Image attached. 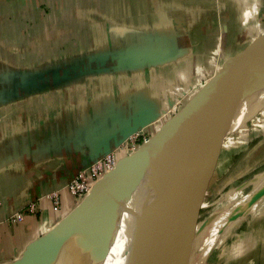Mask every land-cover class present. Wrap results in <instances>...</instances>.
<instances>
[{
	"label": "crops",
	"instance_id": "obj_1",
	"mask_svg": "<svg viewBox=\"0 0 264 264\" xmlns=\"http://www.w3.org/2000/svg\"><path fill=\"white\" fill-rule=\"evenodd\" d=\"M262 35L264 0H0V264L15 263L29 243L79 203L66 185L81 168L108 152L119 159L129 155L130 137L163 126L160 117L174 104L170 96L177 99L205 84ZM251 73L240 91L264 81V73ZM253 111L264 120V91L243 103L239 115ZM216 114L222 119L226 113ZM218 121L210 119L208 130ZM224 133L212 132L202 149L150 186L158 192L139 209L150 214L137 217L141 239L134 243L138 236L125 233L121 244L131 239L133 248L116 251L109 243L116 221L131 209L130 199L121 202L109 223L101 264H129L131 251L145 256L160 239L176 237L180 217L205 200L207 193L200 191L211 183L205 175L199 191L179 183L180 168L187 159L198 167L231 145ZM55 189L61 190L59 211L47 197ZM33 200L40 201L38 213H26L18 223L9 220ZM260 201L256 215L248 204L233 221L197 219L194 246L201 243L203 251L198 264L208 253L218 257L225 235L239 227L245 233L248 224V233L237 238L243 253L233 260L236 248L229 254L224 249L220 264H264V198ZM192 251L186 264L193 262ZM93 255L89 248L66 250L55 264H94Z\"/></svg>",
	"mask_w": 264,
	"mask_h": 264
},
{
	"label": "water",
	"instance_id": "obj_2",
	"mask_svg": "<svg viewBox=\"0 0 264 264\" xmlns=\"http://www.w3.org/2000/svg\"><path fill=\"white\" fill-rule=\"evenodd\" d=\"M263 44L264 35L255 40L245 51L207 81L189 103L177 115L167 121L159 131L142 142L134 152L119 159L115 168L99 179L90 192L52 229L29 243L20 259L13 264H55L67 242L83 229L93 232L98 237L94 264H101L108 253L109 223L113 218V212L120 207L123 201L119 198L121 192L137 181L179 138L200 124L212 107L222 104V100L212 97L214 90L244 70ZM114 61L119 64L122 59L117 58ZM260 92V89H253L248 93V97L254 100ZM242 106L243 103H238L231 108L220 126L224 132L223 126L229 123ZM202 143L203 140H200L195 149ZM194 150L190 152L191 155ZM205 166L206 163H203L198 167L190 166V171L183 170L178 178L179 183L186 181V184L192 185L194 190H198L204 182L206 183V178L203 175L206 177L210 175ZM196 179L198 180L197 183ZM200 202L202 201H196L192 213L180 217L176 237L160 239L157 244L158 247L154 246L153 251H149L152 253L151 256L148 255L150 253L145 255L143 264H159L162 262V255L168 257L170 254L168 260L165 258L163 263L168 264L169 261L176 258L178 264H186L196 237L195 223L198 219L196 211L201 207ZM135 215H139V213ZM141 215L142 217L150 216L143 211ZM189 231L190 233H188ZM187 242L189 243L184 247Z\"/></svg>",
	"mask_w": 264,
	"mask_h": 264
},
{
	"label": "rangeland",
	"instance_id": "obj_3",
	"mask_svg": "<svg viewBox=\"0 0 264 264\" xmlns=\"http://www.w3.org/2000/svg\"><path fill=\"white\" fill-rule=\"evenodd\" d=\"M257 68L259 69L256 70ZM252 71H253L251 73L252 75H255L256 73H264V61L261 62ZM202 84H204V81H202L200 85L195 87L188 95L178 97L177 99H174V100H172L173 96H170L171 102L174 101V104L171 105L169 108H167L163 112L162 117H160V121L164 120V124H165L172 117L177 115L192 99V97L194 96L193 92H197L201 88ZM169 101L170 100L168 99L167 106L169 104ZM228 105H231V104H228ZM228 108L229 106L220 107L219 109H220L221 115L223 114L224 111L225 113H227ZM239 114H240V111L236 113L230 119L229 123L223 126L225 133L222 136V139L228 138L232 144L227 146V148H225L223 151L216 150L212 152L210 154V158L207 160V162H205L206 163L205 167L206 169H208V172L210 174L208 177L211 180V183L208 181L209 186L207 184V187L209 188L207 189V192L202 191V194L207 193V196L205 200L200 202V206L201 207L203 206V208L201 209V213L198 215V218L200 219V222H204V224L207 222L212 224L215 219L216 220L223 219L226 216L228 218L229 214L232 212L234 207L228 208V206L225 205L224 203H227V201H233V200L235 203L237 201H241L243 198L242 193H244V191H246L247 194H249V199H251L250 203L252 204V211L253 209L256 208L254 210L253 215H256V213H259L260 211L259 207H261L260 206L261 199H258L256 201L255 198L258 195L256 192V189L260 187L264 182V128L262 127V125L264 124L263 123L264 120H260L262 117V114L258 111H253L251 114L243 113L241 116ZM239 118L240 120L243 119L241 121L242 126H239L236 129L232 130L236 121ZM212 119L215 121L220 120L218 114H215L212 117ZM260 121H262L261 125H260L261 123ZM208 124L202 125L201 127H199L200 130H196V133L200 135L203 130H208L209 129ZM211 124L213 125V123ZM156 128L157 129L155 131L154 129H151L149 133L147 131H144V135L141 136V140L144 139V136L147 139H149L157 131L161 129L159 124L157 125ZM198 134H197V137H198ZM191 141L192 139L190 138L184 144V146H182L180 151L183 150V147H187V145L191 144L192 143ZM138 143L141 145V143L137 141L136 146L133 148L130 143V153L134 152L138 148V146H140ZM203 146L204 144L199 146L195 151L202 149ZM190 156L191 154L188 155L187 158H190ZM188 160L189 159H187L185 163L183 164L182 168H180L181 170L179 173H182L183 170L190 171ZM174 167L170 169L168 172H174L175 171ZM156 182L154 181L148 184L145 187L146 189L137 191L134 194L129 195L128 197L123 199V200L130 199L129 205L131 209L127 208L128 210L125 209L124 213L120 212L118 220L116 221L117 223H116V227L114 231V237L109 242L116 251L121 250L122 248H125L128 250L129 248H133L132 247L133 244H129L131 239L128 242L124 240V243L121 244V238L125 233H128V232L130 234H133L132 239L138 236L136 234H138L137 228L139 229L140 222L139 221L137 222L136 220L138 219L137 217H140V218L142 217L141 215L142 211H139V209L142 208L143 205H145V203L152 200L154 196H156L158 192L156 187L150 188V186H153ZM77 199H80V198L77 197ZM258 203L259 205H257ZM137 213H139V215H135ZM113 214H116V211H114ZM153 214H157V213H153ZM132 217H136V219L131 220ZM249 227H250V224L247 225L245 233H242L244 231H242L241 227H239L235 231L230 233L229 235L227 236L225 235L224 240H221L220 242L223 247L219 253V256L215 258L214 252H212L211 254L208 253L207 255H205L204 257L205 259H203V262L201 264H220L222 263L221 262L222 259L220 255H222L223 253L222 251L224 249H225L224 251L229 254L231 248L232 249L236 248L235 253L233 254V260L236 259L238 254L243 253V252H239V250L241 251L243 250V247L241 246L240 241L237 239L238 235H240V233L242 234L248 233ZM188 233H190V231ZM96 237L97 236L94 235L93 232H89L86 238V243L89 246L93 245L94 242L96 241ZM73 238H71L67 242L66 248H69L71 246ZM140 239L141 237L138 236L136 240L134 239V243L138 242ZM188 243L189 242H187L184 245V247H186ZM243 245L245 247V244ZM192 246H193L192 254L194 257L192 264H198V260L201 259V254L203 252L202 244L199 243L196 246L194 245ZM247 251H248V248H247ZM131 253L133 254V256L132 258L129 259V262H130L129 264H140V263L142 264L145 256L142 253H140V255L137 257L133 253V251H131ZM169 256H171V254ZM169 256L166 257V255H162V262H159V264H165V262L163 263V260H165V258L166 260H168ZM229 260L230 262L233 261L232 258H230ZM254 264H256V260L254 261Z\"/></svg>",
	"mask_w": 264,
	"mask_h": 264
},
{
	"label": "bare ground",
	"instance_id": "obj_4",
	"mask_svg": "<svg viewBox=\"0 0 264 264\" xmlns=\"http://www.w3.org/2000/svg\"><path fill=\"white\" fill-rule=\"evenodd\" d=\"M263 61H264V44L257 50L256 54L251 58V60L249 61V63L247 64L244 70H242L241 72H238L237 74H235L234 76H232L231 78L223 82L216 90H214V92L212 93V97L222 100L223 101L222 104L212 107L207 113L205 119L200 124L195 126L188 133L184 134L181 138H179L164 154H162L152 164V166L137 181L133 182L131 185L125 188L121 192L119 198L124 199L128 197L129 195L134 194L137 191L146 189L145 187L148 184L158 180L162 176H165L170 166L177 164L178 162L185 159L190 154V152H192L196 148L200 140L201 141L203 140V143H204L210 137L212 132L220 128L223 120L228 115V113L230 112L231 108L234 105L238 103H245V102L249 103L251 101L254 102L259 97V95L262 93V91H264V81L254 85L251 88L246 89L244 92L240 91V87L238 86L252 72V70H254ZM253 89L261 90L260 94L254 100L248 97V93L251 92ZM228 104H231V105H228ZM224 106H229V108H228V112L224 115L222 119H220L214 126H211L210 130L208 131L206 130V132H204L203 134L199 135L198 133H196V130H200L199 127H201L202 125H207L210 119H212V117L216 114L218 109ZM197 134H198V137H197ZM190 138L192 139L191 141L192 143L187 145V147H183V150L180 151L182 146H184V144ZM256 192L258 195L255 198V200L256 201L258 199L262 200L264 198V195H263L264 194V182L260 187L256 189ZM250 201L251 199H249V194H247L246 197L240 203H238V205L234 207L232 212L229 214V217L227 218L228 221L230 220L233 221L240 213H242L244 208L248 206V204H251ZM234 203H235L234 200L229 201L227 203L228 208H231L232 206H234L235 205ZM257 205H259V203ZM89 232L90 231L83 229L79 234H76L73 238L71 246L69 248H66V245H65L62 251L60 252V254L66 250H69V251L73 250V251L80 252L86 248H89V250L92 251V253L94 254L93 256L95 257V249L97 247L98 237H96V241L94 242V244L89 246L86 243V238ZM214 235L215 234H213L212 236Z\"/></svg>",
	"mask_w": 264,
	"mask_h": 264
},
{
	"label": "built area",
	"instance_id": "obj_5",
	"mask_svg": "<svg viewBox=\"0 0 264 264\" xmlns=\"http://www.w3.org/2000/svg\"><path fill=\"white\" fill-rule=\"evenodd\" d=\"M144 131L136 132L130 137L132 148L136 146L137 141L140 143L147 140H141ZM139 144V143H138ZM140 145V144H139ZM139 147V146H138ZM119 158L116 152H109L103 157H99L89 163L86 167L81 168L80 171L74 176L66 185V190L74 197L80 198L81 201L92 189L93 185L101 179L107 172L115 168ZM47 197L52 200L53 209L59 211L61 208V190L55 189L48 193ZM39 200V199H38ZM33 200L25 209L20 210L9 217L12 223L22 222L25 219L26 213L35 214L40 211V201ZM2 201L0 199V206Z\"/></svg>",
	"mask_w": 264,
	"mask_h": 264
}]
</instances>
